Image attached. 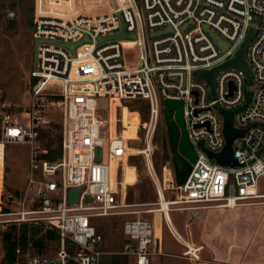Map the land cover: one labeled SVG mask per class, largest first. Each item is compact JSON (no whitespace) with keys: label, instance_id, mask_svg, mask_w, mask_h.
Segmentation results:
<instances>
[{"label":"built area","instance_id":"1","mask_svg":"<svg viewBox=\"0 0 264 264\" xmlns=\"http://www.w3.org/2000/svg\"><path fill=\"white\" fill-rule=\"evenodd\" d=\"M32 27L27 126L6 110L0 88V216H10L2 220L5 230L25 224L29 236L39 227V236L50 229L57 238L55 249L42 253L32 252L29 241L23 260L16 249L14 264H102L111 253L103 248L96 220L124 213L123 207L154 204L153 209L129 211L136 216L122 221L127 242L119 252L133 264H150L152 255L162 253L155 212L167 225L172 210L264 204V0H33ZM250 29L244 59L251 84L244 69L226 64ZM213 69L212 87L196 76ZM97 97L108 99L107 119L98 112ZM166 99L181 102L182 130L195 153L181 184L173 160L163 159L160 173L153 164V139ZM112 100L117 101L113 120ZM127 100L146 102L147 118L139 121L137 138L123 136L120 104ZM50 106L62 114L54 160L35 149L37 128L49 121ZM220 110L233 111L234 128L244 130L232 142L233 166L217 163L205 151L220 152L225 144ZM10 142L26 143L31 152L20 207L5 206L4 211V148ZM133 154L142 157L154 185L153 202H125L123 166ZM70 189L80 190L75 202L68 200ZM179 242L182 256L200 260L202 245Z\"/></svg>","mask_w":264,"mask_h":264},{"label":"rangeland","instance_id":"2","mask_svg":"<svg viewBox=\"0 0 264 264\" xmlns=\"http://www.w3.org/2000/svg\"><path fill=\"white\" fill-rule=\"evenodd\" d=\"M31 5L33 0H0V88L3 90L2 101L5 103L6 110L12 113L13 117L19 119L20 124L27 126L29 123L28 116V103H29V88L30 83L33 80L30 76V71L34 64L35 47L33 44V27H32V12ZM258 24V20L255 19L252 22L253 26ZM117 101L113 100L115 104ZM145 106L146 102L142 101ZM141 102V103H142ZM97 103L99 107V114L107 119L109 112V102L107 97H97ZM140 102L136 100L123 101L121 106L122 111V122L124 125L123 136L124 138H137V128L139 121H144L147 118L145 109H140ZM163 104V103H162ZM129 106L131 108H129ZM134 109V110H130ZM119 111V110H118ZM139 111L140 119L138 117ZM46 117L49 120L46 123H41L37 128L38 137L35 149L41 151L44 149V145L47 142H51L55 145L60 135V124L62 122L61 110L57 106H50L46 110ZM144 117V118H143ZM138 135L140 137L139 145H143L144 129L142 125H139ZM154 152H153V164L157 173L161 172V166L163 159L167 158L172 161L173 154L170 150L166 120L164 117L163 109L160 114L159 125L154 134L153 139ZM238 142L234 145L237 146ZM104 157L106 156L108 149V142L106 141L102 147ZM31 149L28 144L22 142H10L5 144L4 148V194L2 201L4 206L9 209H19L18 200L23 196L24 188L28 177V166L30 159ZM165 155V157H163ZM173 166V161H172ZM122 185L125 187L126 192V203H148L155 201V189L152 181L147 175L145 164L140 155L133 154L129 158V163H125L123 166ZM174 169V166H173ZM121 179L115 177V180ZM36 186H32V190L35 191ZM17 191L18 195L14 192ZM260 192L264 193V179L260 180ZM171 194V193H169ZM145 195V200L142 196ZM29 204V201H27ZM34 204L32 203V206ZM262 206V205H261ZM156 205H134L121 208L124 213L98 218L96 220V226L103 236V248L111 254H106L102 257V264H110L112 255H118L119 259H125L127 264H133L130 258L120 255V251L123 250L126 244L125 237L121 232L122 221L126 218L134 217L129 211L133 210H148L155 208ZM252 207V206H251ZM203 208H188L185 211H173L171 212V219L173 225L181 224L184 226V222L189 219L196 218L200 221L206 214ZM248 208V207H247ZM264 209V207H263ZM193 212V213H192ZM196 214L193 216L192 214ZM142 218L152 219V213L139 212ZM188 215V216H187ZM193 216V217H192ZM177 217V220L175 219ZM10 218V216H0V264L2 263L3 250L1 247V235L5 231L6 226L2 220ZM164 221V219H163ZM241 221V219H240ZM196 223V222H194ZM251 223V222H250ZM249 223V225H250ZM179 224V225H180ZM234 225H236L234 227ZM247 225V226H249ZM195 226V225H194ZM177 231L180 232L181 236L186 237V234L181 230L179 226H175ZM252 227V224H251ZM8 228V227H7ZM167 225L163 227L159 241V247L162 251L161 254H154L150 257V264H197L186 257L181 255L182 247L177 240V237L169 232ZM245 236L244 248L237 252L236 245L230 244L234 237L229 240L230 236L223 242L222 245L217 244L218 250L213 252L210 247L206 246L205 250H201L200 255L202 257H208L210 254H214L215 261L209 262V264H264V243L259 244V239L253 238V229L247 227ZM198 229V227H196ZM192 230V237L200 232L198 230ZM233 229L242 231L244 229L241 226V222L238 220L233 221L227 226V232L232 235ZM174 230V228H173ZM248 231V232H247ZM187 232V231H186ZM40 233L31 234V238L38 237ZM177 234V233H176ZM187 236H189L187 234ZM192 237H189L191 241H194ZM259 237V236H258ZM262 238V236H261ZM195 242V241H194ZM216 243V241H215ZM230 244L229 247H227ZM234 246V247H233ZM242 246V245H241ZM56 244L49 243L47 250L53 251ZM228 248V257L224 259L226 249ZM225 250V252H223ZM220 253H223V257ZM212 254V255H213ZM241 255H245L242 259ZM200 256V257H201ZM242 261H244L242 263ZM247 262V263H245ZM203 264V263H202Z\"/></svg>","mask_w":264,"mask_h":264},{"label":"water","instance_id":"3","mask_svg":"<svg viewBox=\"0 0 264 264\" xmlns=\"http://www.w3.org/2000/svg\"><path fill=\"white\" fill-rule=\"evenodd\" d=\"M253 34V30L250 29L248 35L246 36L245 41L241 44L239 50L237 51L235 57L226 64L235 65L239 68H242L246 71L248 83H252L251 79V72L247 66V63L244 59V51L245 45L247 41ZM119 37V36H117ZM217 42L222 45L219 39L214 36ZM75 44L70 45V48L74 50ZM223 48L225 46H222ZM214 69L211 71H204L200 73H196V76L205 78L210 86L212 87V75ZM249 96V92H247V99ZM165 108L163 110L164 117L166 120L167 126V135H168V142L170 146V150L173 154V166L175 171L176 179L178 183H183L187 173L190 170V163L195 159V153L188 142L185 132L182 130L183 128V117H182V104L179 101L166 99L164 100ZM224 115V127H223V134L225 137V144L220 152L213 153L205 149L208 156L214 159L217 163L221 165H230L233 166L237 162L232 156V142L235 138L242 136L244 133L243 129H236L233 126V111H224L220 110ZM202 145L203 143L200 142ZM182 155L184 157H182ZM79 189H70L68 191V200L69 202H75L77 200V196L79 194ZM89 200V198H87Z\"/></svg>","mask_w":264,"mask_h":264},{"label":"crops","instance_id":"4","mask_svg":"<svg viewBox=\"0 0 264 264\" xmlns=\"http://www.w3.org/2000/svg\"><path fill=\"white\" fill-rule=\"evenodd\" d=\"M263 207H264V204L241 205V206H237L235 208L207 207V208H205V209H207L205 211L206 214L204 215V217L200 221H198L196 218H194V220L189 219V222L188 221L184 222L183 227L179 223L180 221L177 220V217H176L175 219L178 221L177 223H179L180 225L175 224V226H179L181 228V230L186 234V237L181 236L180 232L177 231V229L174 225H172V228H174L173 235L177 233L176 234L177 239L181 237V240H184L188 243H192V244H196V245H202L203 246L202 251L205 250L206 246H208L211 248V250H209V251L213 250V252L218 250L216 245L217 244L222 245L223 242H225V240L228 238V235H229L230 236L229 240L232 239L231 237H234L233 241H231L230 244H233V245L235 244L237 252H239L244 248V243H245L244 240H245L246 234H250V232L246 233V230H248L247 227H250V229L254 230L253 231V235H254L253 238L255 240L258 238L260 245L264 243V209H263ZM186 209H188V208H186ZM186 209L172 210L171 212H173V211L174 212L175 211H185ZM171 212H170V214H171ZM192 215L195 216V215H197V213L192 214ZM170 217H171V215H170ZM240 219H241V221H240ZM236 220L241 222V226H243L244 229H242V231H238L236 229H233V234L230 235L227 232L226 228L228 225H230V223H232L233 221H236ZM194 222H196V223H194ZM172 223H173V221H172ZM249 223H250V225H249ZM251 224H252V227H251ZM247 225H249V226H247ZM164 226H166V225L162 222L161 233H162V229ZM235 226L236 225H234V227ZM196 227H198V229L200 228V232L198 234L196 233L195 237L194 236L192 237V234H193L192 230L193 229L195 230ZM167 229L169 230L170 233L172 232L169 229V227ZM198 229H196V230H198ZM187 234L189 236H187ZM261 236H262V238H261ZM189 237H192V239L195 242L191 241L189 239ZM178 240H176V241H178ZM215 241H216V243H215ZM178 243L183 247V245L179 241H178ZM225 243L228 244V242H225ZM230 244L227 247H229ZM227 250H228V248L226 249V252H225V250H223V252L226 253L223 260H226V258L228 257V255H227L228 251ZM213 252H212V254H213ZM212 254H210V252H209L208 257H202L200 255L201 256L200 260L197 261L196 263L197 264H202V263L203 264H209V262L212 263V262L220 261L217 258H214L215 256H214V254L213 255ZM220 254L223 257V253H220ZM241 256L243 259V257L245 255H241ZM216 259L218 261H215ZM261 259L264 260V257H262ZM243 262L244 261H242V263ZM245 263H247V262H245ZM251 263L255 264L257 262L251 261Z\"/></svg>","mask_w":264,"mask_h":264},{"label":"trees","instance_id":"5","mask_svg":"<svg viewBox=\"0 0 264 264\" xmlns=\"http://www.w3.org/2000/svg\"><path fill=\"white\" fill-rule=\"evenodd\" d=\"M31 12H32V5H31ZM140 102L139 107L140 109H145L146 110V105H143V102L140 100H136ZM142 102V103H141ZM112 104L114 106V103L112 101ZM112 106V112H111V119H114V108ZM129 108H131L129 106ZM134 110V109H130ZM144 118V117H143ZM59 145H60V135L58 137V141L55 145H53L51 142H47L44 146V150L41 152V157L49 159V160H54L58 157L59 155ZM165 157V155L163 156ZM15 195H18V192H14ZM3 197V196H2ZM3 199V198H2ZM142 199H146L145 195L142 196ZM4 211L7 209L3 205L2 208ZM155 231L157 236H161V226H162V221H163V216L159 214V212H155ZM98 229V228H97ZM28 228L26 227L25 224L17 225V224H12L10 225L1 235V247L3 250V258H2V263L3 264H14L16 261L17 254H16V249L20 250V260L24 259L23 254L29 252L30 250V245L29 241H32V252L35 253H42L47 251L49 243H53L55 239L57 238L56 233L54 230L47 229L45 233L41 234L37 238H31L28 235ZM40 228L35 227L31 229V234L39 233ZM99 231V229H98ZM100 232V231H99ZM120 257L118 255H112L110 264H127V261L125 259H119Z\"/></svg>","mask_w":264,"mask_h":264},{"label":"bare ground","instance_id":"6","mask_svg":"<svg viewBox=\"0 0 264 264\" xmlns=\"http://www.w3.org/2000/svg\"><path fill=\"white\" fill-rule=\"evenodd\" d=\"M112 101H113V100H112ZM111 104H112V102H111ZM112 106H113V104H112ZM111 112H112V108H111ZM124 164H125V163H124ZM121 181H122V180H121ZM163 209H166L165 204H163ZM169 219H170V222H168L167 225H168L169 229L172 231V233H174V232H173V228H172L173 223H172V220H171L170 215H169ZM174 235L176 236V234H174ZM176 237H177V236H176ZM178 239H179V241H182V240H181V237L178 238Z\"/></svg>","mask_w":264,"mask_h":264}]
</instances>
